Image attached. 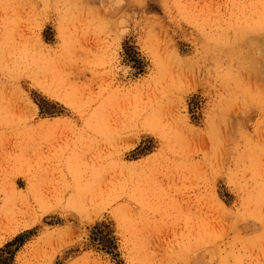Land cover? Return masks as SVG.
Here are the masks:
<instances>
[{"label": "rangeland", "instance_id": "obj_1", "mask_svg": "<svg viewBox=\"0 0 264 264\" xmlns=\"http://www.w3.org/2000/svg\"><path fill=\"white\" fill-rule=\"evenodd\" d=\"M0 264H264V0H0Z\"/></svg>", "mask_w": 264, "mask_h": 264}, {"label": "bare ground", "instance_id": "obj_2", "mask_svg": "<svg viewBox=\"0 0 264 264\" xmlns=\"http://www.w3.org/2000/svg\"><path fill=\"white\" fill-rule=\"evenodd\" d=\"M178 232V231H177ZM154 241H156V240H154Z\"/></svg>", "mask_w": 264, "mask_h": 264}]
</instances>
